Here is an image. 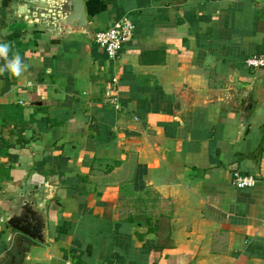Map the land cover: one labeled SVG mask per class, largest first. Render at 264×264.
Listing matches in <instances>:
<instances>
[{
	"label": "crops",
	"instance_id": "obj_1",
	"mask_svg": "<svg viewBox=\"0 0 264 264\" xmlns=\"http://www.w3.org/2000/svg\"><path fill=\"white\" fill-rule=\"evenodd\" d=\"M27 2L0 0L27 65L0 74V264H264V0H83L92 40ZM124 16L111 60L94 35ZM22 198L43 244L7 225Z\"/></svg>",
	"mask_w": 264,
	"mask_h": 264
},
{
	"label": "water",
	"instance_id": "obj_2",
	"mask_svg": "<svg viewBox=\"0 0 264 264\" xmlns=\"http://www.w3.org/2000/svg\"><path fill=\"white\" fill-rule=\"evenodd\" d=\"M27 1L26 9L30 11L34 19H37L34 24L40 27L45 25L51 33L83 34L88 39H93L87 23L83 0ZM52 43L58 44L59 40H54ZM250 108V104H247L243 111V118L239 122V135H242L245 129L247 111ZM7 225L27 238L41 244L45 243V216L40 212V208L29 201V198H22L19 208L7 220Z\"/></svg>",
	"mask_w": 264,
	"mask_h": 264
},
{
	"label": "built area",
	"instance_id": "obj_3",
	"mask_svg": "<svg viewBox=\"0 0 264 264\" xmlns=\"http://www.w3.org/2000/svg\"><path fill=\"white\" fill-rule=\"evenodd\" d=\"M134 29L131 19L124 16L109 28L97 32L94 35V42L105 52L109 59L114 60L124 45L131 40ZM245 66L251 70L264 69V57L248 58L245 61ZM106 96L109 97L108 91ZM232 184L236 188L252 187L255 185V180L252 177H241L235 174Z\"/></svg>",
	"mask_w": 264,
	"mask_h": 264
},
{
	"label": "clouds",
	"instance_id": "obj_4",
	"mask_svg": "<svg viewBox=\"0 0 264 264\" xmlns=\"http://www.w3.org/2000/svg\"><path fill=\"white\" fill-rule=\"evenodd\" d=\"M9 45L7 43H0V58H4L6 63L3 67H0V74L5 71L10 72L13 76H21L26 70L27 65L22 63L19 54L13 56L12 59H8Z\"/></svg>",
	"mask_w": 264,
	"mask_h": 264
}]
</instances>
